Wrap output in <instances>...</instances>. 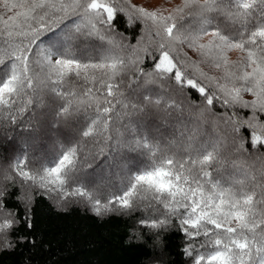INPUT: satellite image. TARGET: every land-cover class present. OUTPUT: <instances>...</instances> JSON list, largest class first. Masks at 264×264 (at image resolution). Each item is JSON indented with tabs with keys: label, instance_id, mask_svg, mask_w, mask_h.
I'll return each mask as SVG.
<instances>
[{
	"label": "snow or ice",
	"instance_id": "1",
	"mask_svg": "<svg viewBox=\"0 0 264 264\" xmlns=\"http://www.w3.org/2000/svg\"><path fill=\"white\" fill-rule=\"evenodd\" d=\"M5 7L21 11L0 18V122L31 118L47 97L57 122L74 129L38 166L14 155L0 182L83 197L97 215L143 209L137 223L156 239L175 219L193 264H264V0H183L168 14L130 0H18ZM236 50L242 56L234 62ZM138 116L174 117L179 139L154 143L138 132ZM193 116L211 117L223 136L201 142L196 130L181 131ZM120 149L136 153L137 163L102 202L78 184L80 173L90 156ZM220 149L251 162H233L228 176L217 169L213 180L208 168L220 163ZM5 188L0 247L7 249L21 222L32 225L29 198L12 194L25 204L17 214Z\"/></svg>",
	"mask_w": 264,
	"mask_h": 264
},
{
	"label": "trees",
	"instance_id": "2",
	"mask_svg": "<svg viewBox=\"0 0 264 264\" xmlns=\"http://www.w3.org/2000/svg\"><path fill=\"white\" fill-rule=\"evenodd\" d=\"M6 2L10 5L18 0H0V18L5 20L21 11L16 8L9 12L5 7ZM164 3L171 6L170 12L182 4L183 0H165ZM127 34L134 36L135 30ZM210 39V36H206L201 42L207 43ZM241 56L242 53L238 50L229 54L230 60L234 62ZM192 59L198 58L192 56ZM204 70L208 72L207 67ZM209 74L220 75L218 71ZM242 95L244 100L252 98L248 93ZM54 108L55 105L45 97V105L35 109V115L31 118L25 114L23 120L17 118L15 124L0 122L3 137L0 169H7L11 158L22 154L26 155L30 167L38 166L55 154L59 143L71 139L74 125L71 122L58 123L53 114ZM44 112L49 114L46 119L36 118ZM133 120L138 122V132L145 131L154 143L163 144L165 140L179 139L174 117L138 116L133 117ZM185 126L180 130H196L197 139L201 142L205 139L215 142L218 136H223L221 128L213 126L211 117H204L203 122H200L193 116L192 119H185ZM106 154L99 159L90 156L84 162L78 181L79 185L99 197L102 202L105 193L116 191L117 179L122 177L123 172L137 163V154L126 149L115 153L106 150ZM218 159L219 164L213 162L212 167L208 168L213 180L217 178V169L228 176L232 172L233 162L237 167L251 162L247 157L237 159L224 149L219 150ZM84 176L88 182L81 181ZM2 185H6L7 207L14 209L17 214L24 213L25 204L17 201L12 194H23L29 198L27 213L32 226L28 228L23 222L17 226L11 237L17 242L7 249L0 247V264H193L192 257L184 252L188 241L175 219L156 239L155 233L141 228L137 223L142 216L147 215L143 209L129 211L114 207L111 211L97 215L92 203L86 202L83 197L27 186L21 188L18 181L14 185L2 181L0 186ZM76 186L73 184L68 192ZM23 237L27 239H20ZM200 239L202 238H198L197 242Z\"/></svg>",
	"mask_w": 264,
	"mask_h": 264
},
{
	"label": "rangeland",
	"instance_id": "3",
	"mask_svg": "<svg viewBox=\"0 0 264 264\" xmlns=\"http://www.w3.org/2000/svg\"><path fill=\"white\" fill-rule=\"evenodd\" d=\"M131 2H132V4H135V5H145V6H148L149 7V10H152V8L154 7V6H161V7H163L164 9H166V11H165V13H167V12H169V10H171V6L170 5H168V4H165L164 3V1L165 0H130ZM206 41V40H205ZM196 57V56H195ZM197 58V57H196ZM46 115V116H45ZM47 115H49V114H47V112H44L43 114L42 113H40V115H38V116H36V118L38 117V118H41V119H43V118H45L46 119V117H47ZM51 127H52V125H51ZM172 130H173V128H172ZM1 132V131H0ZM2 136H1V133H0V146L1 145H3V141H2V138H1ZM121 178V177H120ZM120 178H118L117 179V181L120 179ZM81 181H87V177L85 178V176L84 177H82L81 178ZM88 182V181H87ZM101 185V184H100Z\"/></svg>",
	"mask_w": 264,
	"mask_h": 264
}]
</instances>
